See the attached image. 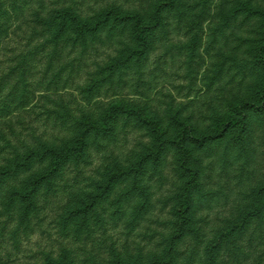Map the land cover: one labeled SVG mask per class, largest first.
<instances>
[{
    "label": "rangeland",
    "instance_id": "374dc122",
    "mask_svg": "<svg viewBox=\"0 0 264 264\" xmlns=\"http://www.w3.org/2000/svg\"><path fill=\"white\" fill-rule=\"evenodd\" d=\"M176 1L181 15L170 16L166 35L158 33L152 39L142 76L129 72L122 82L104 84L93 103L107 106L111 100H125L149 106L160 115L168 104L179 105L188 122L205 129L213 106L241 96L249 75L242 65L251 61L248 39L257 34V22L264 19V0ZM153 3L155 0H0V106L6 103L10 112L0 118V134L14 141L22 130L26 133L25 128L33 127L44 138L66 137L67 130L54 113L60 111L57 104L71 112L85 107L82 86L99 67L126 53L131 40V25L106 27L95 32L84 50L81 46L71 48L66 43L69 27L64 32L58 31L57 21L61 24V20L67 19L66 24L77 28L80 24L73 22L86 20L91 27L112 13L120 18L127 16L134 24ZM255 11L263 17L254 14ZM142 25L141 20L136 27ZM43 43L44 49L38 55L25 57ZM222 63L226 69L223 76L209 85V77ZM251 128L253 151L247 167L232 161L222 164L217 156L203 158L201 183L205 189L218 192L214 201L194 216L202 228L203 241L207 237L216 242L229 217L249 200L245 192L262 189L264 123L263 126L255 123ZM149 141L143 132L128 130L116 142H108L104 149L92 152L85 170L92 174L110 160H105L109 154H127L137 142ZM8 154L9 147L0 137V166L5 164ZM162 174L163 179L155 176L150 181V211L141 218L135 232L127 234L123 223L118 221L83 238L81 248L86 246L100 263L108 259L112 248L118 251L125 248L133 253L137 248H154L159 234L166 232V222L172 218L174 204L168 197L173 194L177 172L171 154L164 160ZM61 201L60 194L41 197L32 232L18 235L17 249L11 241L5 242L10 255L2 253V259L10 264H42L41 251L56 252L61 240L54 220ZM186 242L190 244V239ZM239 242L243 254L235 258L224 253L226 263L264 264V235L251 238L247 234Z\"/></svg>",
    "mask_w": 264,
    "mask_h": 264
},
{
    "label": "trees",
    "instance_id": "16d2710c",
    "mask_svg": "<svg viewBox=\"0 0 264 264\" xmlns=\"http://www.w3.org/2000/svg\"><path fill=\"white\" fill-rule=\"evenodd\" d=\"M143 13L134 24L127 16L120 18L112 13L91 27L86 20L73 22L80 24L77 28L66 24L67 19L61 24L57 21L58 31L69 27L66 43L71 48L81 46L84 50L95 32L106 27L131 25V40L126 53L99 67L82 86L85 107L71 112L57 104L60 111L54 113L66 128V137L44 138L33 127L25 128L26 133L22 130L14 141L0 134L9 147V157L0 166V264H10L2 259V253L10 255L4 243L11 241L17 249L18 235L32 232L38 220L39 199L57 194L62 196L54 220L60 248L56 252L41 251L42 264H229L223 254L240 257V237H263L264 182L262 189L245 192L249 200L229 217L216 242L207 237L203 241L202 228L194 216L218 195L201 183L203 158L217 156L222 164L232 161L246 167L251 163V127L264 123V19L257 22V34L248 39L251 61L242 65L249 75L241 96L213 106L206 128L201 129L183 117L179 105L168 104L160 115L149 106L125 100H111L107 106L93 103L104 84L122 82L129 72L142 76L152 39L158 33L166 35L170 16L181 15L176 0H155L153 7ZM254 14L262 15L257 11ZM141 20L142 27H136ZM43 46H35L25 57H35ZM223 64L209 77V85L223 76ZM1 105L0 118H4L10 113L9 105ZM128 130L141 131L150 141L137 142L127 154H109L105 159L109 158L108 162L88 173L85 169L92 152L116 142ZM168 154L177 178L173 194L168 197L174 205L166 232L159 234L154 248H137L134 253L112 248L108 259L100 263L86 246L81 248L83 238L118 221L127 234L135 232L141 218L150 211V181L155 176L164 178L162 165ZM208 242L211 245H206ZM70 244L75 246L68 247Z\"/></svg>",
    "mask_w": 264,
    "mask_h": 264
}]
</instances>
